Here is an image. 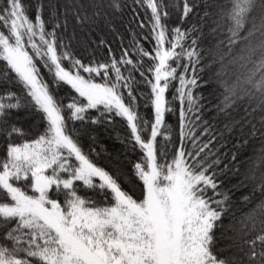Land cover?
<instances>
[{"label": "snow or ice", "instance_id": "6c2138e0", "mask_svg": "<svg viewBox=\"0 0 264 264\" xmlns=\"http://www.w3.org/2000/svg\"><path fill=\"white\" fill-rule=\"evenodd\" d=\"M198 8L207 34L188 27ZM129 13L126 43L76 50L77 28ZM209 36L243 69L213 92L220 127L203 104ZM237 130L264 141V0H0V264H264V199L234 254L217 248L233 203L217 145ZM246 181L244 202L264 197V149Z\"/></svg>", "mask_w": 264, "mask_h": 264}, {"label": "trees", "instance_id": "16d2710c", "mask_svg": "<svg viewBox=\"0 0 264 264\" xmlns=\"http://www.w3.org/2000/svg\"><path fill=\"white\" fill-rule=\"evenodd\" d=\"M131 3V0H129ZM197 4H208L212 5L214 0H196ZM204 11L209 13H213L215 10L212 7H208ZM204 11H201L199 8L197 9L196 14L191 17V20L188 24V27L191 28L193 26L197 28H202L204 32L207 34L211 31L209 27L212 25V20L215 17L205 18ZM129 14H126L123 19L115 18L110 23L103 22L102 29L98 32V35H94V33L90 32V38L92 43L88 44L89 51L97 50L99 53H104V48L101 46L100 49H97V45L101 40H104L106 43L112 45L113 49H116L120 40L123 37L125 43L131 38L129 29H133L134 25L129 24ZM96 26V25H95ZM93 28L96 30L100 29V27ZM90 27H85L83 29H76V36H78L79 30H86L89 32ZM115 29V31H113ZM71 34V29L69 30ZM78 33V34H77ZM76 46L77 51H83L82 47L77 41H73ZM215 41L211 36L204 42L202 45L205 49V59L207 63L210 65L204 74L205 80H208V85L202 89V95L204 97L203 104L205 105V110L207 113L212 114V123L217 127L220 125L216 124L215 114L212 112L213 105L216 102V97L213 95V92L222 91L221 81L228 80L231 77L239 74L243 71L240 67L239 63L230 64L229 60L226 58L223 62V68L220 62H218V58L215 56L213 49ZM242 45L233 49L234 55L240 54V48ZM217 73H222L221 75H217ZM244 113H241V116L237 117V119H241ZM26 113H20V119L23 123L27 124L28 121L25 120ZM249 119H252L249 117ZM259 115H256L255 121H259ZM171 123H175V119L173 118ZM257 127L259 124L257 123ZM103 133V130H101ZM105 133V132H104ZM107 136H109L106 133ZM119 135V133H112L111 136L107 140L101 138L103 146H105L110 153L115 155L116 152H119L121 145L115 139V137ZM114 148H112V146ZM217 147L221 153V157L224 163L229 165V169L226 170L225 185L228 189H232V200L233 203L229 207V212L223 217L222 224L217 229V248L222 250V256L229 257L234 254V249L232 248V237L234 236V230L240 227L241 220L251 212L256 206L261 202L264 197L260 195V192L257 190L255 196L249 201L244 202L241 193L248 194L252 191V186L250 183L246 181V174L248 169L256 162V157H258L261 153V150L264 149V141L261 140L259 132L256 134L255 138H250L247 144H242L241 142V133L237 130L231 138H226L221 144H218ZM235 153L237 156V160L235 162V168H233L231 161L232 154ZM108 163V161H105ZM238 169L239 171H236ZM235 186V187H234Z\"/></svg>", "mask_w": 264, "mask_h": 264}, {"label": "rangeland", "instance_id": "374dc122", "mask_svg": "<svg viewBox=\"0 0 264 264\" xmlns=\"http://www.w3.org/2000/svg\"><path fill=\"white\" fill-rule=\"evenodd\" d=\"M102 25H103V22H100L96 26L93 25V26L98 27V28L100 27V29H97V30H96V28L94 29L93 26H91L90 28H88L89 32L86 31V30H84V31L83 30H79V32H78L79 34L77 33L78 36H76L74 40L77 41L80 44L82 49H87L88 50L89 49L88 44L92 43L91 38L89 36L90 32L94 33V35L96 34V36H97L98 32L102 29ZM100 136H101V138H103L105 140H107L109 138V136H107L106 133H104V132L103 133L100 132ZM112 148H114V147L112 146ZM117 153L118 152H116L115 154H117Z\"/></svg>", "mask_w": 264, "mask_h": 264}]
</instances>
